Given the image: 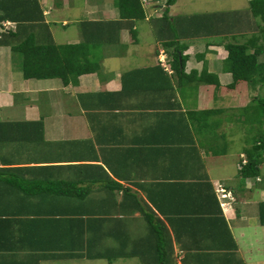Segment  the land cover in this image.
Segmentation results:
<instances>
[{
    "label": "crops",
    "instance_id": "0c3cea01",
    "mask_svg": "<svg viewBox=\"0 0 264 264\" xmlns=\"http://www.w3.org/2000/svg\"><path fill=\"white\" fill-rule=\"evenodd\" d=\"M35 1L42 21L32 4L28 9L38 40L49 35L59 46L86 44L97 68L76 84L26 80L13 69L11 48L0 46V264L82 259L77 255L85 250L74 249L72 232L62 235L49 215L34 213L55 206L74 211L65 216L70 221L87 208L85 219L108 221L104 228L112 239L122 232L133 237L145 215L154 212L171 233L176 264H264V174L242 180L238 159L231 165L234 180L212 167L217 157L236 156L233 150L228 154L239 136L228 133V95L237 100L238 92L246 91L244 85L226 89L232 83L224 67L229 36L182 40L180 76L163 46L166 0H142L145 17L136 22L120 18L115 0ZM246 1L248 11L207 13L235 12L234 19L250 21L251 0ZM179 2L169 7L173 21L195 14L177 15ZM75 8L79 14L72 16ZM23 12L20 8L18 16ZM2 24H8L2 33L17 30L11 19L0 20V29ZM161 52L172 73L160 64ZM204 69L219 86L187 77ZM218 184L233 197L224 200V209ZM182 226L185 233L176 242L174 231ZM64 251L74 257H55Z\"/></svg>",
    "mask_w": 264,
    "mask_h": 264
},
{
    "label": "trees",
    "instance_id": "16d2710c",
    "mask_svg": "<svg viewBox=\"0 0 264 264\" xmlns=\"http://www.w3.org/2000/svg\"><path fill=\"white\" fill-rule=\"evenodd\" d=\"M176 1L177 0H166L165 10L162 16V21L165 22V31H163L165 39L163 41V46L173 58L171 65L175 73L180 76L183 75L185 58L182 54L186 48V44L182 43V40L197 36L237 37L238 35L251 34L249 37L250 39L246 42L237 43L235 41H230L224 45L227 52V57L224 59V67L225 70L232 75V83L226 86V89L228 91H234L241 85H244L252 89V91L260 90V96L253 97L252 102H256L254 104L255 114L261 116L264 120V0H251L249 2L251 19L246 22L238 18L234 19L235 12L185 16L173 21L168 12L169 7L174 5ZM10 2L11 4H8ZM12 2H16V0H0V11H2L0 20H5L7 18L15 21L17 23V30L9 34L1 33L0 46L7 45L11 48L12 60L19 63V68L24 79L58 78L65 84H76L80 75L96 70L97 67L94 65L93 59H89L88 53L90 52V47L86 44L59 46L51 41L48 37L49 35H47L45 40H38V35L34 33L32 28L33 22L31 17H29L30 10L28 9V4H32L33 7L37 9V17L35 18L42 21L43 15L37 1L33 0L28 3V0H20L17 4H12ZM115 6L119 11L121 19L136 22L143 20L145 17L142 0H115ZM20 8L21 12L25 11V14L23 12V16L19 17L17 13ZM176 22H180V25L175 26ZM261 57L263 58L262 61H260ZM164 70L166 69L164 68ZM166 71L172 73L171 69L170 71ZM187 77L194 79L196 83L208 84V81H210L216 87L219 86L216 77L212 74H207L205 69L200 76L194 73ZM263 162L264 135H260L254 143L245 150L243 159H240V178L242 180L247 178L257 179L261 174L260 169ZM35 208L39 209V207ZM41 208L44 209L46 207ZM54 210H58L61 215H53L54 213L52 211ZM84 210L83 213L77 214L80 217L74 221L65 219V216H72V214H75L74 211L68 210L66 206L47 207V211L44 213H41L42 211L40 210V212L36 211L34 213L36 215H49V222L51 224L55 223L56 229L62 235L66 230L69 235L73 233L72 236H74V239H70V242L73 243L72 246H74L76 251L79 249V252L81 250L89 251L88 253L91 257L88 259L103 257V255L99 253L91 254L94 247L101 250V245H106L109 239L115 241L116 239L127 238L122 236L129 233L122 232L116 238L113 237L112 239L109 236L108 229L104 228L108 221L102 219L97 221H93L92 219L86 220L85 216L87 215L85 214L89 213V211L87 208H84ZM260 213L262 224H264L262 212ZM145 220L149 226L148 236L151 234V238L156 237V245H154V247L159 253L158 264H176L171 257L174 249V241L168 227L161 219L155 216L154 212L145 215ZM189 224L195 225L193 222ZM95 227L96 231L93 230ZM185 228L186 227L182 226L181 229H176L177 233L174 231V240L176 242H179V234L182 235L183 232L185 233ZM93 232H95V234ZM77 234L79 240L78 246H76ZM228 236L230 240H233L230 233H228ZM129 238L130 237H128V239ZM104 241L106 243H104ZM126 242H128V240H126ZM122 245L123 243L118 246ZM113 246L114 245L111 244L107 246L106 257L108 254L111 255V253H114L113 256L108 259V262H112L113 259L117 258L135 257L138 255L134 253V250L129 253L126 249L118 252ZM75 250L74 253L76 252ZM56 256L69 259L73 258L74 254H69L64 251V253H57L55 257ZM77 256L78 258H83L85 254H78ZM153 264H157V262L155 261Z\"/></svg>",
    "mask_w": 264,
    "mask_h": 264
},
{
    "label": "rangeland",
    "instance_id": "374dc122",
    "mask_svg": "<svg viewBox=\"0 0 264 264\" xmlns=\"http://www.w3.org/2000/svg\"><path fill=\"white\" fill-rule=\"evenodd\" d=\"M180 6L177 9L176 13L177 15L183 16L187 14H194V15H200L201 14H209L208 12H214V11H225V10H243L248 11V2L246 0H180ZM81 6V3H80ZM78 8H75L73 13H71L72 16L79 14L77 12ZM185 10V13H182ZM192 12V13H188ZM142 24V23H141ZM60 30L58 31H64L65 28L61 27L60 24L57 25ZM73 29V26L70 24V26L67 28V31H71ZM65 33V32H62ZM251 35V34H250ZM250 35H238L237 37H228L226 40L235 41L239 43L246 42L249 40ZM225 39V37H223ZM218 40H220L218 38ZM261 59H263L261 57ZM13 63V69L14 70H20L19 63L18 62H12ZM168 68V67H167ZM169 69V68H168ZM246 88V91L242 90L239 93V96H236L238 99H233V95L230 93L228 95V101L229 106L226 113L227 118V126L229 127V135H236L238 136V139H235V142L228 145L230 154L231 150H233V154L236 155L235 157H225L220 156L212 160V167L218 169V174L226 176V178L236 179L237 174L232 170V164H235V161H240V159H243L244 155H241V150H247L254 141L260 136L264 135V120L261 118V116H258L254 112V105L251 102L253 97H259L260 92H254L249 87ZM237 93V92H236ZM235 96V95H234ZM249 100L248 102H244L243 100ZM256 103V102H255ZM248 107V108H247ZM254 112V113H253ZM223 129V127L221 128ZM232 132V133H230ZM243 135V137L241 136ZM244 138V139H243ZM223 146H225V143H221ZM226 148V147H225ZM244 153V152H243ZM239 165V164H238ZM235 170V169H234ZM217 171H212V173H215ZM261 174H264V165L261 170ZM236 175V176H235ZM106 225V224H105ZM141 231L134 234L133 237L123 238V239H116L114 248L119 252L120 250L126 249V251L129 253L130 251L134 250V253L138 254L135 257H128V258H121L113 262V264H153L155 261L157 264L159 263L158 257L159 253L155 250L154 245H156V237L151 238L148 236V229L149 226L147 225L146 221L140 222ZM128 240V242H126ZM104 243H106L104 241ZM122 246H118L121 245ZM112 244V240H108V245ZM107 245V244H106ZM105 244L101 245V250L99 248H93L91 254L99 253L103 255L102 259L90 261L85 260L91 257V255L86 251H84L85 256L82 259H79L77 261H70L65 263H59V264H108L106 260H108L111 256H113L114 253L108 254L107 253V246ZM165 255V254H164ZM88 256V257H87ZM106 257V258H105ZM154 261V262H153ZM153 262V263H152ZM58 264V262L53 263Z\"/></svg>",
    "mask_w": 264,
    "mask_h": 264
},
{
    "label": "built area",
    "instance_id": "2783aa9c",
    "mask_svg": "<svg viewBox=\"0 0 264 264\" xmlns=\"http://www.w3.org/2000/svg\"><path fill=\"white\" fill-rule=\"evenodd\" d=\"M143 2L145 3V1H143ZM7 27H8V24H2V27L0 29V33L4 32L7 29ZM165 58H166V54L164 52H161L160 63L166 70L170 71V69H168L166 66ZM216 192L218 194H220L221 207L223 209L226 208L228 203H225L224 200H226V199L233 200L232 194L230 192H226V189L221 184H218L216 186Z\"/></svg>",
    "mask_w": 264,
    "mask_h": 264
},
{
    "label": "clouds",
    "instance_id": "9594fccd",
    "mask_svg": "<svg viewBox=\"0 0 264 264\" xmlns=\"http://www.w3.org/2000/svg\"><path fill=\"white\" fill-rule=\"evenodd\" d=\"M226 200H228V199H226ZM230 200V199H229ZM220 206H221V204H220ZM222 208V207H221ZM223 209V208H222Z\"/></svg>",
    "mask_w": 264,
    "mask_h": 264
}]
</instances>
